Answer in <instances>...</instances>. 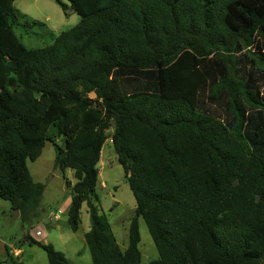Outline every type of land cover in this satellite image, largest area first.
Returning a JSON list of instances; mask_svg holds the SVG:
<instances>
[{"label":"trees","instance_id":"16d2710c","mask_svg":"<svg viewBox=\"0 0 264 264\" xmlns=\"http://www.w3.org/2000/svg\"><path fill=\"white\" fill-rule=\"evenodd\" d=\"M67 1L80 22L28 48L16 29L31 24L0 0V196L39 218L28 161L51 141L74 232L88 206L92 264H142L140 217L159 252L147 264H264V0ZM109 138L137 202L126 249L97 192Z\"/></svg>","mask_w":264,"mask_h":264},{"label":"rangeland","instance_id":"374dc122","mask_svg":"<svg viewBox=\"0 0 264 264\" xmlns=\"http://www.w3.org/2000/svg\"><path fill=\"white\" fill-rule=\"evenodd\" d=\"M64 2L70 6L67 10L56 0H15L14 7L21 22L31 24L28 32L22 25L16 29L17 35L28 48L45 47L52 43L53 37L80 22L81 17L71 8L70 2ZM3 88L4 85L0 84V91ZM90 96L95 97V94ZM113 131L112 127L108 130L110 137ZM59 142L62 140L59 139ZM56 156L55 144L47 141L41 156L35 161H28L35 181L45 185L40 205L42 218L35 219L32 223L24 222L20 217L21 213L18 216L12 209L10 201L0 196V264H11L8 261V250L14 254L15 247L21 249L20 256L14 255L15 259L24 264H48V255L44 249L25 242L27 234L44 243L53 244L66 255L69 264H92V256L85 240V234L91 228L88 206L83 205L80 229L74 232L68 221L72 190L67 186L61 169L55 165ZM98 167L101 174L97 192L101 207L108 216L119 244L126 249L129 244L130 222L136 216L137 202L125 179L124 168L118 160L111 138L104 144ZM65 175L73 182L76 181L72 169H67ZM51 212L58 215L57 219L54 216L53 220L50 219ZM139 227L142 264H147L159 258V252L142 217L139 218Z\"/></svg>","mask_w":264,"mask_h":264},{"label":"crops","instance_id":"0c3cea01","mask_svg":"<svg viewBox=\"0 0 264 264\" xmlns=\"http://www.w3.org/2000/svg\"><path fill=\"white\" fill-rule=\"evenodd\" d=\"M101 174V173H100ZM73 182V181H72ZM84 204H86V203H84ZM83 204V205H84ZM41 205V204H40ZM39 211H40V216H39V218L38 219H40V218H42V209L39 207ZM53 216H54V218H56L57 219V214L56 213H54V212H51L50 213V219L51 220H53ZM20 251H21V249H17L16 247H15V253L14 254H12L11 253V251L9 250V252L13 255V257H14V255H17V256H20ZM15 258V257H14Z\"/></svg>","mask_w":264,"mask_h":264},{"label":"water","instance_id":"95a60500","mask_svg":"<svg viewBox=\"0 0 264 264\" xmlns=\"http://www.w3.org/2000/svg\"><path fill=\"white\" fill-rule=\"evenodd\" d=\"M39 96V94H37ZM15 211L18 213V216L20 215V210L19 209H15Z\"/></svg>","mask_w":264,"mask_h":264}]
</instances>
